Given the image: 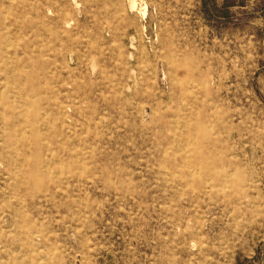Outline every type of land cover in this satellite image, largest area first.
Here are the masks:
<instances>
[{"label":"rangeland","instance_id":"1","mask_svg":"<svg viewBox=\"0 0 264 264\" xmlns=\"http://www.w3.org/2000/svg\"><path fill=\"white\" fill-rule=\"evenodd\" d=\"M0 264H264V0H0Z\"/></svg>","mask_w":264,"mask_h":264},{"label":"bare ground","instance_id":"2","mask_svg":"<svg viewBox=\"0 0 264 264\" xmlns=\"http://www.w3.org/2000/svg\"><path fill=\"white\" fill-rule=\"evenodd\" d=\"M131 1V6L134 8L135 6H136V0H130ZM7 12V11H6ZM9 39V38H8ZM134 40V39H133ZM16 111H17V109H16ZM19 112V111H18ZM16 114H17V112H16ZM17 116V115H16ZM25 119H26V117H25ZM25 121V120H24ZM179 148H180V146H179ZM181 150V149H180ZM60 169V168H59ZM193 173V172H192ZM208 179V178H207ZM224 184V183H223Z\"/></svg>","mask_w":264,"mask_h":264}]
</instances>
